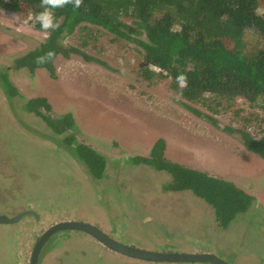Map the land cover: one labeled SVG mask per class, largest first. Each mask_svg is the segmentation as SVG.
Wrapping results in <instances>:
<instances>
[{
    "label": "rangeland",
    "instance_id": "obj_1",
    "mask_svg": "<svg viewBox=\"0 0 264 264\" xmlns=\"http://www.w3.org/2000/svg\"><path fill=\"white\" fill-rule=\"evenodd\" d=\"M34 15L0 10V73L8 69L23 96L9 98L0 84V214H36L0 225V264H30L40 238L65 222L93 225L143 251L264 264V160L228 130L264 137L263 112L241 98L220 108L213 100L186 101L173 90L172 79L145 78L143 54L135 44L89 24L66 44L97 62L60 56L56 78L44 69L16 70L15 60L48 36L29 19ZM250 39V47L259 45ZM38 98L52 105L50 113L42 109L46 117L57 121L69 115L75 128L60 136L29 113L28 101ZM70 135L76 139L72 147L84 144L106 158L102 180L93 178L64 143ZM159 139L166 141L168 161L232 182L255 197V206L227 229L219 228L214 210L191 191L166 190L173 181L168 173L133 164L137 157H150ZM39 264L155 263L125 257L85 233L69 231L48 241Z\"/></svg>",
    "mask_w": 264,
    "mask_h": 264
},
{
    "label": "trees",
    "instance_id": "obj_2",
    "mask_svg": "<svg viewBox=\"0 0 264 264\" xmlns=\"http://www.w3.org/2000/svg\"><path fill=\"white\" fill-rule=\"evenodd\" d=\"M262 9L264 0H82L79 8L69 3L55 9L60 27L47 32L45 42L19 56L14 65L16 70H27L31 74L44 69L56 78L55 62L60 56L69 59L76 55L97 62L82 49L66 44L67 38L78 28L89 24L102 28L117 40L135 44L143 54L141 72L146 79H172L173 90L193 103L208 105L209 100H213L220 108L224 102L244 99L263 112L261 122L264 124ZM0 10L36 14L42 8L40 0H0ZM127 19L134 24L127 23ZM251 37L258 39L259 45L250 47ZM152 67L167 74L159 75ZM8 71L0 73V84L9 98H23ZM181 74L187 77L186 87H180L177 82ZM42 109L52 111V105L45 98L28 101V112L42 118L55 134L61 136L75 128L71 116L52 121ZM195 113L213 122L212 117L199 111ZM228 130L230 134H239L245 148L264 160V137ZM64 143L93 178L102 180L105 177L107 161L104 156L84 144L72 147L76 143L73 135ZM166 145L165 140L159 139L150 157H137L133 164L168 173L173 181L166 190L172 193L191 191L214 210L219 228L227 229L239 215L255 206V197L232 182L168 161Z\"/></svg>",
    "mask_w": 264,
    "mask_h": 264
},
{
    "label": "water",
    "instance_id": "obj_3",
    "mask_svg": "<svg viewBox=\"0 0 264 264\" xmlns=\"http://www.w3.org/2000/svg\"><path fill=\"white\" fill-rule=\"evenodd\" d=\"M28 215H36L33 211H26L14 217H8L0 214V225L9 226L18 224L23 220L24 217ZM38 217V216H37ZM81 232L85 233L102 245H104L109 250L123 255L125 257L136 259L139 261H144L148 263L162 264H227L217 256L213 254H180V253H153L148 251H143L137 248H133L115 241L113 238L106 235L104 232L99 230L97 227L77 222H65L57 224L47 231L41 238L40 241L34 247L30 264H39L40 257L45 245L54 236L63 232Z\"/></svg>",
    "mask_w": 264,
    "mask_h": 264
},
{
    "label": "clouds",
    "instance_id": "obj_4",
    "mask_svg": "<svg viewBox=\"0 0 264 264\" xmlns=\"http://www.w3.org/2000/svg\"><path fill=\"white\" fill-rule=\"evenodd\" d=\"M69 3L73 4L75 8H79L82 4V0H40L42 11L29 17V19H34V21L39 24L40 29L45 32L56 31L60 27V21L57 19L54 10L63 8ZM49 55H51V53ZM177 82L180 87H186L187 77L181 74L177 77Z\"/></svg>",
    "mask_w": 264,
    "mask_h": 264
},
{
    "label": "bare ground",
    "instance_id": "obj_5",
    "mask_svg": "<svg viewBox=\"0 0 264 264\" xmlns=\"http://www.w3.org/2000/svg\"><path fill=\"white\" fill-rule=\"evenodd\" d=\"M156 70H159V69L156 68ZM159 71H160V70H159Z\"/></svg>",
    "mask_w": 264,
    "mask_h": 264
}]
</instances>
